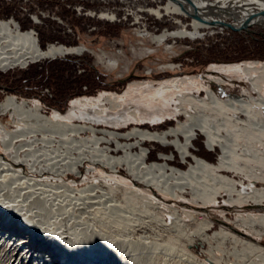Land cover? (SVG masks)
Segmentation results:
<instances>
[{
    "label": "bare ground",
    "instance_id": "6f19581e",
    "mask_svg": "<svg viewBox=\"0 0 264 264\" xmlns=\"http://www.w3.org/2000/svg\"><path fill=\"white\" fill-rule=\"evenodd\" d=\"M163 9L193 22L191 30L181 20V28L152 36L151 41L159 45L170 38H199L202 30L216 26L264 25V0H167ZM151 10L159 17L162 14L161 9ZM91 14L114 19L107 11ZM82 51V46L63 44L43 48L33 30H22L14 19L0 20L3 70ZM177 68L176 63L161 67ZM211 72L220 75L213 78L218 85L228 82L223 74L246 80L257 96L244 89L222 98L196 75L130 86L127 92L140 93L136 100L140 105L131 115L146 113L151 120L174 116L176 124L165 130L134 127L121 133L87 122H107V112L122 107L131 93L119 97L104 92L76 99L65 115L45 114L37 101L6 95L0 102V264H120L122 260V264H135L140 245L169 251L174 243L148 241L159 226L169 228L161 213L171 216L169 224L180 234L183 215L193 214L180 213L168 197L189 195L193 203L203 205L223 197L229 209L264 211V186L256 185L264 183V61L213 66ZM180 114L185 120L177 117ZM198 132L206 137L210 150H221L216 163L192 151ZM243 132L246 138L240 137ZM147 142L173 146L184 161L192 158L189 167L171 165L167 153L149 162ZM86 163L100 176L86 178L81 169ZM123 168L130 179L116 175ZM103 169L109 175L103 176ZM258 213L235 216L230 219L232 228L264 238V214ZM198 220L204 229L213 225L207 218ZM217 234L234 241L232 264H264L263 245L224 229ZM106 249L113 251L108 263L103 258ZM187 258L193 264H210L189 254Z\"/></svg>",
    "mask_w": 264,
    "mask_h": 264
},
{
    "label": "rangeland",
    "instance_id": "374dc122",
    "mask_svg": "<svg viewBox=\"0 0 264 264\" xmlns=\"http://www.w3.org/2000/svg\"><path fill=\"white\" fill-rule=\"evenodd\" d=\"M166 3L167 0H0V20L14 19L22 30H33L43 48L49 44L84 48L80 53L48 58L22 67L7 70L0 68V102L10 94L39 102L45 114L65 115L72 107L71 102L76 99L95 98L104 92L119 97L131 93V96H125L122 107L107 112V122L87 120L97 128L125 133L134 127L156 131L176 124V118L168 115L160 120H151L147 115L144 116L146 113L133 117L131 113L140 105L136 101L140 93L127 91L134 83H157L172 77L196 75L205 87L211 85L222 98L229 94H240L244 89L257 96L249 83L238 76L223 74L221 77L228 82L218 85L213 78L220 75L212 73L211 69L225 64L264 61V25L248 23L243 27L216 26L202 30L199 38H170L159 45L151 41L152 36L175 31L183 23L192 29V18L166 12L163 9ZM155 8L162 10V17L152 12L151 9ZM91 11H107L113 14L114 19L110 16L105 19L98 14L92 15ZM167 63H176L178 68L175 71L161 69ZM201 93L202 97L206 96L204 87L201 88ZM146 102L147 100L143 103ZM177 117L185 120L181 114ZM75 121L84 122L81 119ZM246 135V132L240 133L241 138H246ZM205 140L206 137L198 132L192 151L207 161L216 163L221 150H210ZM145 145L149 162L159 160L162 153L171 155V165L181 169H187L192 161L190 157L187 161L181 159L171 145L165 147L158 142H147ZM81 169L89 180L100 176L87 163ZM104 172L103 176L109 175L107 171ZM116 175L122 179H130L126 168ZM80 183L82 181H79V185ZM256 185L262 187L264 183L256 182ZM160 197L163 198L162 195ZM185 197L187 199L166 198L170 206L180 213L193 214V218L183 215L184 231L180 234L176 227L169 224L171 216L161 213L169 228L159 226L149 234L150 243H174V248L166 251L162 247L155 249L140 245L135 255L138 257L135 264H165L164 261L167 264H193L187 261L188 254L199 262L212 264L210 260H214L218 264H232L235 260L234 241L224 234H217L222 229L264 246V238L247 236L241 229L232 228L235 226L230 222L235 216L258 212L264 214V211L246 208L240 210L238 207L229 209L228 205H223V197H220L218 203L207 205L193 203L189 195ZM200 218H207L213 225L206 229L200 227ZM112 252L109 250L103 256L107 263L112 259ZM122 261L119 263L122 264Z\"/></svg>",
    "mask_w": 264,
    "mask_h": 264
}]
</instances>
